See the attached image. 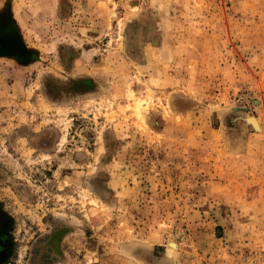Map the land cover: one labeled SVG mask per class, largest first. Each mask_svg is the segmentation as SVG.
I'll return each mask as SVG.
<instances>
[{"label":"rangeland","instance_id":"374dc122","mask_svg":"<svg viewBox=\"0 0 264 264\" xmlns=\"http://www.w3.org/2000/svg\"><path fill=\"white\" fill-rule=\"evenodd\" d=\"M11 3L0 264H264V0Z\"/></svg>","mask_w":264,"mask_h":264},{"label":"crops","instance_id":"0c3cea01","mask_svg":"<svg viewBox=\"0 0 264 264\" xmlns=\"http://www.w3.org/2000/svg\"><path fill=\"white\" fill-rule=\"evenodd\" d=\"M87 1L88 0H86V2ZM120 1H122V0H114V2H116V3H119ZM12 4L13 3L0 6V32L5 31V30H14V29H12L10 23L7 25L8 29H3L2 28L3 22H2V18H1L2 16H8L9 19H7V22L11 21V19H12V21L14 20L13 19L14 13H13V10H12ZM47 9H49V10H51V12H53V9L51 7H48ZM69 10L71 11L70 7H69ZM15 30H19L16 25H15Z\"/></svg>","mask_w":264,"mask_h":264},{"label":"bare ground","instance_id":"6f19581e","mask_svg":"<svg viewBox=\"0 0 264 264\" xmlns=\"http://www.w3.org/2000/svg\"><path fill=\"white\" fill-rule=\"evenodd\" d=\"M171 246H172V248H175V245L174 244H172Z\"/></svg>","mask_w":264,"mask_h":264}]
</instances>
